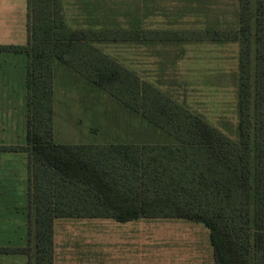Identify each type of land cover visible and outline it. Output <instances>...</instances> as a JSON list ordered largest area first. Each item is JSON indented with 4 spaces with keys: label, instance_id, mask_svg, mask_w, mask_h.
<instances>
[{
    "label": "trees",
    "instance_id": "obj_1",
    "mask_svg": "<svg viewBox=\"0 0 264 264\" xmlns=\"http://www.w3.org/2000/svg\"><path fill=\"white\" fill-rule=\"evenodd\" d=\"M77 30L58 0H29L28 142L0 151L29 156L35 264H54V220L102 216L182 218L210 229L215 264H264V0H239L238 28ZM141 42H237L238 139L192 112L96 46ZM60 62L91 90L113 96L158 136L149 142L73 144L54 136ZM98 89V90H97ZM31 248L0 247L1 253Z\"/></svg>",
    "mask_w": 264,
    "mask_h": 264
},
{
    "label": "rangeland",
    "instance_id": "obj_2",
    "mask_svg": "<svg viewBox=\"0 0 264 264\" xmlns=\"http://www.w3.org/2000/svg\"><path fill=\"white\" fill-rule=\"evenodd\" d=\"M68 27L77 30L144 28L204 30L238 28L239 0H58ZM96 46L119 63L222 132L238 139L239 51L237 42L210 40L141 42L105 39ZM98 90V89H97ZM57 139L66 143L149 142L158 138L138 114L113 96L91 90L85 79L60 62L55 77ZM17 139L26 144V124ZM0 145L12 142L2 138ZM22 138V139H21ZM24 145V144H21ZM7 151H0V168L10 167ZM20 159L19 157L17 158ZM25 166L15 165L20 180Z\"/></svg>",
    "mask_w": 264,
    "mask_h": 264
},
{
    "label": "crops",
    "instance_id": "obj_3",
    "mask_svg": "<svg viewBox=\"0 0 264 264\" xmlns=\"http://www.w3.org/2000/svg\"><path fill=\"white\" fill-rule=\"evenodd\" d=\"M28 24L29 0H0V45L26 47ZM28 64L27 52H0V125L6 126L9 137L2 139L8 138L12 142L9 145L28 142ZM24 124L26 144L17 139L18 126ZM57 135L54 115L56 141ZM7 152V157L14 158L9 160L11 168L7 171L0 168V247L31 251L0 252V264H35L29 156L24 151ZM15 165L25 166L20 180L15 176ZM53 227L54 264H215L210 229L182 218L139 217L120 221L102 216L59 217Z\"/></svg>",
    "mask_w": 264,
    "mask_h": 264
}]
</instances>
